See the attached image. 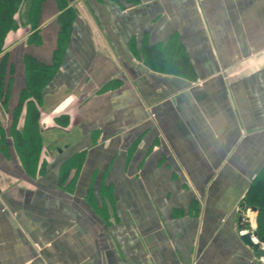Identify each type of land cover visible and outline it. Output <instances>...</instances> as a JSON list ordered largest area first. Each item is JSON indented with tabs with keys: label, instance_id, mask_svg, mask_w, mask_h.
<instances>
[{
	"label": "crops",
	"instance_id": "1",
	"mask_svg": "<svg viewBox=\"0 0 264 264\" xmlns=\"http://www.w3.org/2000/svg\"><path fill=\"white\" fill-rule=\"evenodd\" d=\"M10 19L0 264H264L239 230L264 168V0H20ZM27 58L56 69L42 173L13 145Z\"/></svg>",
	"mask_w": 264,
	"mask_h": 264
},
{
	"label": "trees",
	"instance_id": "2",
	"mask_svg": "<svg viewBox=\"0 0 264 264\" xmlns=\"http://www.w3.org/2000/svg\"><path fill=\"white\" fill-rule=\"evenodd\" d=\"M19 1L20 0H0V53L3 52L4 40L8 30L14 25V22L10 19V12L12 9H17V3ZM170 58L171 57H169V59ZM174 59L178 64L184 63L183 60L178 57V54ZM55 71L54 64L46 65L31 58L26 59L27 84L22 90L20 102L15 112V123L22 113H24V120L20 127L14 123L12 136L14 139L13 145L16 147L23 166L29 171L35 167L38 173H42L44 169L43 164H39L40 155L43 151L40 108L44 88ZM0 80L3 81L1 77ZM0 135L2 139H4L5 129L1 130V126ZM245 203L250 207L257 208V231L261 237H264V168L252 183L246 196Z\"/></svg>",
	"mask_w": 264,
	"mask_h": 264
},
{
	"label": "water",
	"instance_id": "3",
	"mask_svg": "<svg viewBox=\"0 0 264 264\" xmlns=\"http://www.w3.org/2000/svg\"><path fill=\"white\" fill-rule=\"evenodd\" d=\"M252 211L256 212L257 208L253 207L251 208ZM244 216L241 215L240 219H239V227L240 229L245 230L246 229V225L248 223H250V219L246 218L244 220ZM253 237L258 238V241L255 242V240H253ZM242 240L245 242L246 245H248L250 248H252L258 257L260 258H264V237H260L258 232H254V233H245L242 235Z\"/></svg>",
	"mask_w": 264,
	"mask_h": 264
}]
</instances>
